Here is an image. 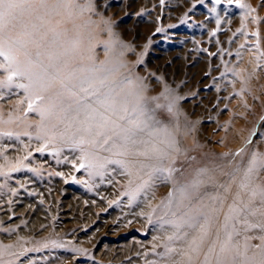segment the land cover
<instances>
[{
  "label": "rangeland",
  "instance_id": "rangeland-1",
  "mask_svg": "<svg viewBox=\"0 0 264 264\" xmlns=\"http://www.w3.org/2000/svg\"><path fill=\"white\" fill-rule=\"evenodd\" d=\"M92 2L93 12L50 18L65 22L59 41L83 35L97 65L106 62L118 79L141 82L156 121H170L180 110L188 126L176 125L174 140L161 144L167 155L155 156V167L177 171L167 181L149 175L145 189L131 192L126 166L111 163L121 156L107 150L103 169L94 175L82 158L93 145L56 143L58 132L67 133L65 128L76 123L72 113L53 128L52 117L42 119L39 110L28 109L29 102L34 109L48 103L49 93L39 92L45 100L38 101L37 91L16 86L27 80L14 78L9 84L8 73L0 69V243L21 242L26 248L15 250L14 264H159L176 246L174 239L185 237L177 230L206 202L200 192L181 201L177 189L197 182L196 172L214 157L219 168L227 162L216 189L233 176L253 141L264 158V0ZM38 50L47 65L51 50L33 48L34 56ZM81 136L89 138L83 133L75 140ZM257 170V195L235 206L244 211L228 229L229 244L241 252L247 246L248 255L264 248L258 194L264 169ZM163 227L173 232L163 233ZM7 258L0 255V261Z\"/></svg>",
  "mask_w": 264,
  "mask_h": 264
},
{
  "label": "snow or ice",
  "instance_id": "snow-or-ice-1",
  "mask_svg": "<svg viewBox=\"0 0 264 264\" xmlns=\"http://www.w3.org/2000/svg\"><path fill=\"white\" fill-rule=\"evenodd\" d=\"M77 10L82 15L85 11H95V6L92 0H87L86 4L79 3V0H0V57H3L0 69L8 73L9 84L14 82V78L27 80V84L19 83L16 86L28 92L37 91L35 99L38 101L45 100L39 92H48V103L34 109L33 104L29 102L28 109L39 110L42 119L52 117L56 121L52 125L53 128L69 120L71 112V119L80 124L82 131L89 137L85 139L81 136L78 141L74 139V144L89 143L93 146H103L111 141L109 150L117 148L125 151L129 146L137 144L146 148L151 145L158 158L166 156L167 153L157 147L153 139L161 130L156 127L159 121L149 115L147 105L144 103L142 86H132L130 76L118 79L116 71L107 67L106 62L97 65L91 46H84L80 38L59 41L61 33L51 26L50 18L61 16L73 19ZM107 31L109 36H112L111 26ZM120 43L123 48L128 47ZM45 45L52 49L47 53L49 59L47 65L41 61L42 52L38 50L34 56L32 51L33 48L40 49ZM105 47L111 50L107 44ZM3 83L0 81V86ZM144 134H147L149 139H144ZM118 154L123 155L124 152ZM139 154L148 156L147 151ZM111 163L124 164L121 160H114ZM258 168L264 169V158L254 156L245 179H249ZM175 171L177 170L171 167H153L149 175L151 177L158 174V178L167 181L173 178ZM246 186L242 184V187ZM197 187L198 183L194 182L182 185L177 191L182 199H186L191 196L190 190L194 191ZM258 194L260 204L264 206V189H260ZM252 195L255 197L257 192L253 191ZM248 210L255 215L254 210L251 208ZM243 211L244 209L235 206L230 208L223 226L226 239L219 244L217 250L216 245L220 241L217 233L216 242L207 247L203 264H264V248L248 255L247 246L241 252L238 247L229 244L231 234L228 229L235 227L232 221ZM201 218L204 220L203 223H200ZM186 223L190 228H199L198 235L191 239L185 253L187 264H196L195 257L203 250L209 237L211 220L208 215L200 213L191 216Z\"/></svg>",
  "mask_w": 264,
  "mask_h": 264
},
{
  "label": "bare ground",
  "instance_id": "bare-ground-1",
  "mask_svg": "<svg viewBox=\"0 0 264 264\" xmlns=\"http://www.w3.org/2000/svg\"><path fill=\"white\" fill-rule=\"evenodd\" d=\"M57 22L58 21H53L51 24V26L54 27L57 32H60L58 30L64 27L66 28L65 22H59V23ZM49 38L50 39L52 38V33L49 34ZM78 38H80L82 42L84 41L83 35L82 37H78ZM112 47L114 49H118L116 45H112ZM49 50L52 51V49L50 48ZM113 53H114L113 55H115V50H113ZM132 86H142V85L141 82L140 83L133 82ZM177 111L178 112L176 113V115L170 121L159 122V124L156 125V127L159 128L161 131L159 135L153 139L155 140L156 146L159 147L160 149L162 147L161 144L165 143L166 141L171 142L172 140H174L175 138L174 129L176 125H180V122L184 121L182 123V126L184 127L188 126V122L183 118V116L181 115L182 113H180V110L178 109ZM149 115L153 116L150 113ZM65 130L67 131V133L62 134L58 132L57 138L55 139L56 143L59 144L63 143V146H66L67 144H72L73 140L79 134L84 133L85 135H87V133L82 131L81 127H78V123H70L69 127H66ZM143 138L149 139L147 134H144ZM176 140L178 141V136L176 137ZM110 145L111 143L108 145V149L105 148V150H103L104 147L96 145L92 148L90 155L86 157L85 161L86 163L89 164V168L91 169L94 175L95 173L97 174L98 172H101V170L103 169V166H101L100 164L103 161V155L107 153L106 151L109 150ZM63 150L64 149L59 150L58 153L62 152ZM246 150L248 151V156L243 161L238 163L237 165L238 168L233 173V176L227 181L218 184L216 189H213V186L217 184V180L221 177V176L219 177V175L222 173V170L225 169L227 162L223 164L222 167L220 166L221 168H219L218 164L220 163V160L216 159V157L212 158L210 161L206 163L204 167H202V169L205 170L204 172H201L200 170L196 172L195 176L198 179L197 181L198 187L194 191L190 190L191 191L190 198H186L182 200L180 199L181 201L185 200V202H187L188 200L193 198V195H195L196 193L199 192L202 193L203 196L201 198V201L203 202L206 201V202L202 203L203 204L202 207H199L198 209L197 208L194 209L190 213L189 218L191 216H195L200 213H203L205 215H208L211 220L209 237L205 241V246L203 250L200 252L198 256L195 257L196 264H203L204 254L207 251V247L210 245L211 242L213 243L214 241H216L217 233L219 234L220 237V241L216 245L217 250H219V244L225 241L226 237L223 226L225 223V216L227 215L228 208L233 206H242V205L244 206L248 202H252L250 201L251 199L250 196L253 193V190H255L258 187V185H256V182L255 183L253 182L258 170L257 169L254 170L253 173L250 175V178L247 180L245 179V174L249 167L250 161L253 159V157L256 156L257 158H261L260 157L261 148H259V144L257 141H253L246 148ZM110 151H113L116 154H118L119 152H124L123 155L121 154L119 155L121 156L120 160L124 162V165L126 166L127 170L130 172L129 188H131L130 189L131 192H135L137 189L143 188L145 186L144 184L146 183L147 177H149V173H151L152 168L158 164L155 158L156 153L152 151L151 145H149L146 148L144 145L137 144L135 146H129V148L126 151L117 148H111ZM144 151L148 152V156L139 154L140 152H144ZM128 178H129V174H128ZM190 184L191 183H189V185ZM242 184H246L247 186L242 187ZM252 199L254 201V198ZM181 206L182 204L180 205V207ZM189 218L187 219V221L189 220ZM203 222L204 220L203 218H201L200 223ZM162 231L163 233L167 234L173 232V229L170 227H163ZM177 231L178 233L183 234L182 236L185 237H182V239L181 238L174 239V243L176 244V246L173 247L174 249L168 251L167 256L164 257L159 264H187V256L184 254V252L186 253L188 251L189 243L194 236L198 235L199 228L198 227L190 228L187 226V223H185L183 227L178 229ZM185 233L187 235H185ZM177 243H180L182 246L178 245ZM21 245H23V243L21 242H14L7 244L0 243V255L6 254L8 257L6 260L0 261V263L14 264L16 258L13 254L14 252H16L15 250L26 249V248L24 249L21 248ZM182 252L184 255L182 254Z\"/></svg>",
  "mask_w": 264,
  "mask_h": 264
}]
</instances>
